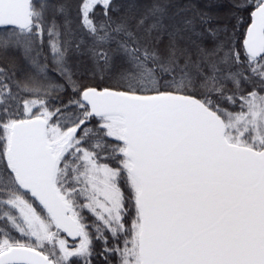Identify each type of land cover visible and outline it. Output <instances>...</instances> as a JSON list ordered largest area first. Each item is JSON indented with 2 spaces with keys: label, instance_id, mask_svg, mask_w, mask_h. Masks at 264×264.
Returning <instances> with one entry per match:
<instances>
[{
  "label": "snow or ice",
  "instance_id": "snow-or-ice-1",
  "mask_svg": "<svg viewBox=\"0 0 264 264\" xmlns=\"http://www.w3.org/2000/svg\"><path fill=\"white\" fill-rule=\"evenodd\" d=\"M0 264H264V0H0Z\"/></svg>",
  "mask_w": 264,
  "mask_h": 264
}]
</instances>
